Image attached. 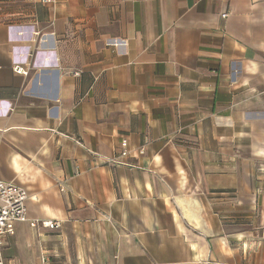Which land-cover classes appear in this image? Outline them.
<instances>
[{
	"label": "crops",
	"instance_id": "crops-1",
	"mask_svg": "<svg viewBox=\"0 0 264 264\" xmlns=\"http://www.w3.org/2000/svg\"><path fill=\"white\" fill-rule=\"evenodd\" d=\"M54 1L0 0L5 264H264V0Z\"/></svg>",
	"mask_w": 264,
	"mask_h": 264
},
{
	"label": "built area",
	"instance_id": "built-area-1",
	"mask_svg": "<svg viewBox=\"0 0 264 264\" xmlns=\"http://www.w3.org/2000/svg\"><path fill=\"white\" fill-rule=\"evenodd\" d=\"M45 3L54 4V0H44ZM18 74L27 75L28 71L24 68H16ZM79 75V74H76ZM127 155L126 151L120 156L107 159V163L113 165H126L121 157ZM29 195L27 191L12 182L0 180V264H5L3 258L4 240L15 234V225L17 223H30L32 227L36 226L35 221H30L28 217L27 202ZM43 225L50 230L61 228L62 223L58 221H44Z\"/></svg>",
	"mask_w": 264,
	"mask_h": 264
}]
</instances>
